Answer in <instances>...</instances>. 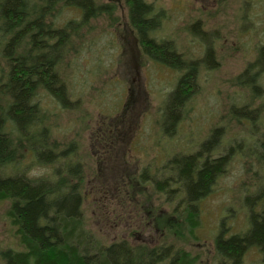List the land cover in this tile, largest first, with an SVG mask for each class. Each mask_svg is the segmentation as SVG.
<instances>
[{"label":"rangeland","instance_id":"obj_1","mask_svg":"<svg viewBox=\"0 0 264 264\" xmlns=\"http://www.w3.org/2000/svg\"><path fill=\"white\" fill-rule=\"evenodd\" d=\"M94 1L114 10L81 26L57 69L74 109L63 111L49 97L41 99L52 114L51 141L58 149L71 146L73 159L82 165L85 227L103 245L170 246L186 254L190 264H216L220 224L226 236L244 231L248 196L259 195L258 212L264 207V165L250 154L258 137L251 135L247 120L230 114V107L241 111L250 101L235 81L264 45V0H143L159 14L149 37L170 44L181 62L200 64L187 112L170 137L162 134L161 111L181 73L156 63L143 49L125 0ZM56 7L48 23L80 21L78 11ZM207 48L213 68L202 62ZM215 128L222 130L218 154L237 144L242 152L230 149L226 171L198 205L197 226L189 233L174 217L173 204L142 184L139 174L158 179L172 155L194 151ZM31 159L29 154L20 159L23 174L51 175L52 166ZM8 208L0 201V253L21 250ZM241 264H264V253L250 249Z\"/></svg>","mask_w":264,"mask_h":264},{"label":"trees","instance_id":"obj_2","mask_svg":"<svg viewBox=\"0 0 264 264\" xmlns=\"http://www.w3.org/2000/svg\"><path fill=\"white\" fill-rule=\"evenodd\" d=\"M125 2L129 24L143 49L156 63L181 73L161 111L162 134L170 137L187 112L200 64L181 62L170 44L156 43L149 37L159 22V14H154L151 6L143 0ZM55 7L78 11L80 21L48 23L46 18L50 20ZM113 10L110 4L97 5L94 0H0V63L5 66L0 67V201L9 203L7 218L21 246L18 251L1 252L2 264L191 262L186 254L170 246L146 248L124 241L103 245L85 227L83 169L73 159L75 150L68 145L58 149L50 138L48 126L52 114L41 99L49 97L63 111L74 109L57 69L81 26L96 17L108 16ZM202 62L213 68L210 48L206 49ZM235 84L245 89L250 101L241 111L230 107V114L249 122L251 135L258 137L251 143L250 154L264 165V45L258 48L255 61L246 66ZM254 102L257 105L251 107ZM221 141L222 130L215 128L194 151L172 155L158 179H147L146 172L139 174L142 184H149L156 194L173 204L174 217L189 233L197 226L198 205L226 171L230 149L242 152L237 144L225 155L218 154ZM23 151L37 165L52 166L51 175L37 179L23 174L20 167V159L26 155ZM259 199V195H253L244 200L250 205L246 228L241 233L226 236L227 229L220 224L214 239L216 264H241L250 249L264 253V207L260 212L256 210Z\"/></svg>","mask_w":264,"mask_h":264}]
</instances>
